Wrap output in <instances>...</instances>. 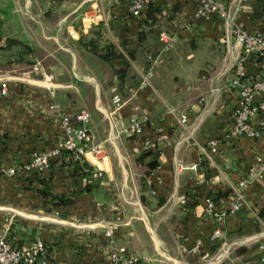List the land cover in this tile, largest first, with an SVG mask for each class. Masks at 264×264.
Segmentation results:
<instances>
[{
	"label": "crops",
	"instance_id": "0c3cea01",
	"mask_svg": "<svg viewBox=\"0 0 264 264\" xmlns=\"http://www.w3.org/2000/svg\"><path fill=\"white\" fill-rule=\"evenodd\" d=\"M223 1L242 28L264 24V0ZM151 2L162 17L152 27L145 12H128V0H0V79L9 88L0 96V222L13 215L14 243L45 241L48 264H108L112 244L103 223L117 219L114 244L148 264L178 255L189 264H264V171L258 173L255 159L264 156V142L223 137L239 103L233 67L240 57L249 64L255 57L216 15L193 20V0ZM162 30L173 39L168 50L158 39ZM9 37L16 45L5 43ZM91 39L114 44L129 59L132 78L122 88L111 65L84 45ZM250 73L257 76V68ZM53 106L90 112L87 152L81 159L65 151L46 170L24 172L34 151L64 135ZM132 117L144 120L143 137L161 127L167 142L142 151V138L128 129ZM211 137L220 143L209 155ZM77 161L102 171L89 190L75 172ZM11 167L13 175L6 172ZM45 182L52 194L73 201L44 197ZM238 190L240 209L227 212L220 235L212 236L218 222L205 198L227 210ZM198 241V253H190Z\"/></svg>",
	"mask_w": 264,
	"mask_h": 264
},
{
	"label": "built area",
	"instance_id": "2783aa9c",
	"mask_svg": "<svg viewBox=\"0 0 264 264\" xmlns=\"http://www.w3.org/2000/svg\"><path fill=\"white\" fill-rule=\"evenodd\" d=\"M195 4L192 13L193 20H206L216 15L222 21L230 24V33L235 41L240 44L244 53L255 57L252 64L244 58H239L233 67L234 79L232 84L236 86L239 103L234 108V125L232 129L226 132L223 137L227 139L235 137H246L250 139H259L264 142V35L259 29L248 31L240 25L235 24L233 16L223 0H193ZM150 0H128V12L133 17H140L146 10ZM159 41L164 50L172 47V37L164 30L159 32ZM255 66L258 70L257 76L251 75L250 68ZM144 80H142L143 82ZM141 82V83H142ZM9 95L8 79H0V96ZM117 95L114 96L116 102L119 101ZM58 111V118L61 122L64 135L54 147L46 150L34 151L29 159L22 163L21 170L27 173H40L49 168L51 161L59 157L63 152H73L76 158H81L87 152L86 143L89 140V133L85 124L90 119V112L86 109L74 111ZM180 122H186V115H182ZM144 120L132 117L128 123V129L134 135L142 138V151H151L168 140V134L161 128H157L156 134L152 137H143ZM220 138L211 137L207 142L208 154H214L218 151ZM93 154H100V147H91ZM259 172L264 171V156L255 157ZM9 174L17 172L16 167H11L6 171ZM102 177L100 169L90 170V175L84 176L85 184H94L96 179ZM240 187L245 186V181L240 182ZM185 203V199H181ZM243 203V197L240 190L237 191L235 200L232 201L227 210H216V205L212 197L205 198V210L213 215L218 225L213 230L212 236L217 237L221 233V223L227 212H235L240 209ZM13 221V215H8L0 222V264H36L37 260L47 252L46 242L41 239H35L23 243H14L9 238L10 227ZM119 219L111 223H103L104 236L112 244L108 253V264H136V257L128 251L125 245L114 244V233L119 228ZM201 242L198 241L190 250V253H198ZM262 248V246H260ZM185 251V249H183ZM264 260V258H262ZM44 263L47 260L43 261Z\"/></svg>",
	"mask_w": 264,
	"mask_h": 264
},
{
	"label": "trees",
	"instance_id": "16d2710c",
	"mask_svg": "<svg viewBox=\"0 0 264 264\" xmlns=\"http://www.w3.org/2000/svg\"><path fill=\"white\" fill-rule=\"evenodd\" d=\"M161 18L162 17L159 14L158 6L152 3L150 0L145 10V22L148 24V26L152 27L156 23H159L161 21ZM257 29H259L264 35V24H261L260 27ZM84 45L90 52L97 55L99 58H101L102 60H104L105 62L111 65L114 71V76L117 82V86L119 88H122L128 82V80L132 78L129 70L130 67L129 59L121 51H119L114 44L106 43L104 44V46L100 47V44L96 40L91 39L88 42H84ZM128 56L129 58L132 59L134 55L133 53H128ZM151 63L152 60L151 62L149 61L148 64L149 67ZM136 80H137L136 85H139L140 82L142 81V78ZM78 162L79 161H77V164L75 166V172H78V174H80L83 177L90 175L91 166L87 164V162L85 161L83 162L81 161L79 163ZM153 165L154 164H152V166ZM90 186H91L90 183L85 184L87 190L90 189ZM40 193L46 198L51 197L52 199H57L56 204L65 205L73 201L70 198H66L64 196H58L52 194L46 182L44 183V187L40 189ZM226 194H228L227 191L223 193V195ZM219 196L220 195H218V197ZM47 253L48 251L43 255V257H40L37 260L36 264H48L47 262L46 263L43 262L44 260H48Z\"/></svg>",
	"mask_w": 264,
	"mask_h": 264
},
{
	"label": "rangeland",
	"instance_id": "374dc122",
	"mask_svg": "<svg viewBox=\"0 0 264 264\" xmlns=\"http://www.w3.org/2000/svg\"><path fill=\"white\" fill-rule=\"evenodd\" d=\"M2 38H3V34L1 33V31H0V41L2 40ZM9 40V41H8ZM10 40L12 41V42H10ZM14 41H16L15 40V38H6V40H5V43H9L8 44V46H12V45H16V42H14ZM31 63V62H30ZM181 249V252H183V253H185V251L182 249V247L180 248ZM134 254V253H133ZM134 256L136 257V264H139L140 262L141 263H143V264H148L147 262H148V258H146V257H144V256H141V255H139V254H134ZM160 258H162V257H160ZM164 259V261H162V260H158V264H189L188 262H187V260H186V257H183V256H181V255H178V257L177 258H166V257H164L163 258ZM153 262H155L154 260H152ZM155 262V263H156ZM156 263V264H157Z\"/></svg>",
	"mask_w": 264,
	"mask_h": 264
}]
</instances>
